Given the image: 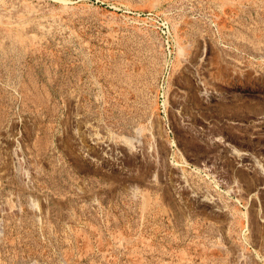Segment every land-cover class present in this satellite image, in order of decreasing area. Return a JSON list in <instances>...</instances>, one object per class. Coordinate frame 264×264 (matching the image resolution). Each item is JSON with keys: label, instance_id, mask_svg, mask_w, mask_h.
I'll use <instances>...</instances> for the list:
<instances>
[{"label": "rangeland", "instance_id": "374dc122", "mask_svg": "<svg viewBox=\"0 0 264 264\" xmlns=\"http://www.w3.org/2000/svg\"><path fill=\"white\" fill-rule=\"evenodd\" d=\"M0 264H264V0H0Z\"/></svg>", "mask_w": 264, "mask_h": 264}, {"label": "bare ground", "instance_id": "6f19581e", "mask_svg": "<svg viewBox=\"0 0 264 264\" xmlns=\"http://www.w3.org/2000/svg\"><path fill=\"white\" fill-rule=\"evenodd\" d=\"M99 140L97 139V137H96V142H98Z\"/></svg>", "mask_w": 264, "mask_h": 264}]
</instances>
